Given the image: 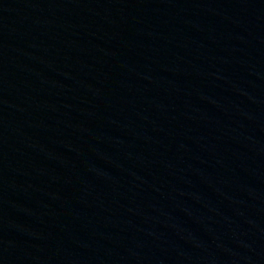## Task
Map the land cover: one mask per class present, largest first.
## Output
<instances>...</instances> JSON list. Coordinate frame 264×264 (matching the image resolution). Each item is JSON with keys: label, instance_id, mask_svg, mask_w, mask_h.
<instances>
[{"label": "water", "instance_id": "obj_1", "mask_svg": "<svg viewBox=\"0 0 264 264\" xmlns=\"http://www.w3.org/2000/svg\"><path fill=\"white\" fill-rule=\"evenodd\" d=\"M0 264H264V0H0Z\"/></svg>", "mask_w": 264, "mask_h": 264}]
</instances>
